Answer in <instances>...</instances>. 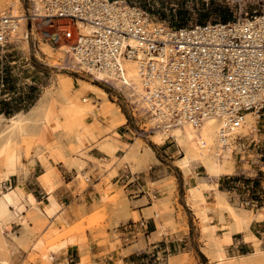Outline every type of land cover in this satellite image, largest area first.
<instances>
[{"label":"crops","instance_id":"obj_1","mask_svg":"<svg viewBox=\"0 0 264 264\" xmlns=\"http://www.w3.org/2000/svg\"><path fill=\"white\" fill-rule=\"evenodd\" d=\"M111 119L101 118L102 129L96 128V138H91L85 146L77 144L73 137L69 147L62 139L66 148L57 154L77 156L83 164L82 173L90 177V184L83 192L79 191L78 167L66 164L61 158L59 162L50 159L61 175L56 190L61 206L53 213H62L68 224L74 220L71 206L75 202H84L88 213L93 214L103 202L102 189L112 185L116 190H122V202L113 208L116 213L109 221L106 235L95 237L89 230L84 247L81 245L83 239L73 237L72 246L63 247L56 253L60 259L57 264H172V258L176 259L174 264H180L182 260L189 264L192 258L197 264H247L241 262V257L252 255L258 248L264 250V217H255L248 226L245 224L244 228L237 229L236 217L225 205L228 201L240 213L248 209L256 215L264 209V160L257 158L243 163L238 160L239 156L244 161L247 154H253L258 145L255 138L240 143L232 171L217 176L210 174L203 162L193 161L194 174L188 176L179 164L183 155L173 138L159 142L153 138L155 133L140 137L129 122L113 128ZM138 138L145 144L137 143ZM107 140L118 144L114 155L100 146ZM133 143L139 144L138 148L135 146L139 162L124 160ZM252 145L255 147L249 151L248 147ZM46 169L42 159L31 164L29 158L24 157L23 170L18 177H12V181L26 178L34 195H37V189L29 187L31 181L44 194L39 177ZM128 172L133 176L129 180L123 179ZM199 185L202 188L197 193L206 198L202 205L206 221L198 215L192 202L191 188ZM218 190L223 194L221 198ZM245 198L253 199L257 205H244L242 200ZM61 221L64 222L61 218L55 220L58 228H61ZM219 253L226 254L224 261L218 257ZM254 259L256 263H264V255Z\"/></svg>","mask_w":264,"mask_h":264},{"label":"built area","instance_id":"obj_2","mask_svg":"<svg viewBox=\"0 0 264 264\" xmlns=\"http://www.w3.org/2000/svg\"><path fill=\"white\" fill-rule=\"evenodd\" d=\"M37 1L44 15L0 10V47L11 43L25 17L27 39L35 46L47 42L71 47L78 60L76 67L68 68L72 71L120 76L122 59L139 58L142 52L144 69L166 84L158 91L167 117L160 127L183 120L200 123L213 116L226 117L237 127L252 111L260 113L259 125L264 122V10L227 22L170 26L128 0ZM155 127L141 125L137 132L147 137ZM130 176L128 172L123 179ZM242 202L257 205L251 198Z\"/></svg>","mask_w":264,"mask_h":264},{"label":"bare ground","instance_id":"obj_3","mask_svg":"<svg viewBox=\"0 0 264 264\" xmlns=\"http://www.w3.org/2000/svg\"><path fill=\"white\" fill-rule=\"evenodd\" d=\"M18 1L22 3L21 0H0V8L8 3L15 5ZM11 10L17 16H27V11L18 14L14 9ZM32 10L41 15L45 14L37 0H34ZM23 18L22 24L12 38L21 39L27 44L29 42L27 39L28 34L24 32V27H21L26 25L24 22L26 19ZM159 23L164 24L162 21H159ZM89 30V28L83 29L84 32H89ZM20 31L24 32V36L19 34ZM44 43L48 46L44 50L49 54V57L53 58L54 65H59L62 68H74L78 65V60L73 56L70 46L63 45L55 50L53 45L47 42ZM138 56L140 57L122 59L123 72L120 76L107 74L108 72L105 71L95 72V76L100 80H111L117 87L123 89L130 100L132 99L141 110L151 114L150 121L153 124L152 126H156L155 131H158V141L165 142L172 137L180 147L183 156L180 158L179 164L188 176L194 174L191 169L193 161L203 162L207 166L208 172L217 176L223 172L232 171L234 161L232 154L235 151L236 142L248 134L258 133L260 113L258 111L248 112L243 123L237 127H231L227 118L220 116L210 117L200 123L183 120L173 127H160V124L164 123L167 117L164 111L166 109L165 103L158 97V91L165 88L166 84L163 77L156 73L150 74L148 70L144 69L143 53L141 52ZM59 89V93L46 90L28 110L21 109L10 116L0 114V125L5 124L0 129V248L3 250L8 251L11 245L4 234L10 227L7 221L15 216L13 206L21 202L29 203L31 208L37 211L38 216L36 217L41 220H52L51 212L60 208L61 203L56 193L60 183V171L58 166L52 164L51 158L58 162L61 158L66 164L77 166V178L81 187L84 188L87 181L90 180L87 174L82 173L81 167L83 164L77 156L57 154L58 151L53 147L56 140L54 136L56 129L62 128L67 134L73 135L77 144L85 146L91 138H96L95 129H102L101 118H107L108 114L116 115L112 104L108 101L101 102L108 93L98 84L82 79L81 87L75 88L73 77H68L60 81ZM91 92L97 93V95H90ZM116 119L118 118L114 117L111 121V127L113 128L119 124ZM137 143L140 144L139 138ZM139 144L129 145L131 149L129 152L127 151L128 153L126 152L124 160L135 161L138 159H136L138 154L136 147ZM100 146L112 155L118 149V144L110 140L103 142ZM34 148H36V152L32 154ZM24 157L29 158L31 164H35L38 159H42L47 168L39 177L45 193L38 201L34 192L28 188L26 178L20 177L13 185L10 184L12 183V177H18L21 174ZM201 188L202 185L191 188L193 193L192 202L198 215L203 221H206V213L202 210L206 198L204 199L202 194L197 193L200 192ZM217 194L219 198L223 195L219 190ZM225 205L236 217L237 229L244 228L245 224L248 226L249 222L255 217H264V209L256 215L251 209V211L244 209L240 213L237 207L235 208L228 201ZM58 217L63 219L64 222L67 221L62 213H59ZM206 229L207 227L204 225V230ZM48 242L46 238L38 237L32 244L33 251L35 255L40 256L42 264H55L58 255L56 253L63 247L72 246L74 238L68 236L52 245H49ZM263 255L264 250L258 248L255 253L243 256L240 260L247 264H264L254 261V257ZM218 257L221 261H224L226 254L219 253ZM175 260L172 258V264ZM2 261L4 264H11L5 256ZM182 263L183 260L180 264Z\"/></svg>","mask_w":264,"mask_h":264},{"label":"rangeland","instance_id":"obj_4","mask_svg":"<svg viewBox=\"0 0 264 264\" xmlns=\"http://www.w3.org/2000/svg\"><path fill=\"white\" fill-rule=\"evenodd\" d=\"M21 1L22 3L18 1L15 5L8 3L2 7L3 9L0 8V10L14 9L18 14L26 13V11L27 14H29L30 11L33 12L34 0ZM128 1L143 6L155 16L157 21H162L170 26H186L197 22H217L222 21L224 14L231 15L232 19H234L242 15L245 16L248 11L264 10V0ZM21 27H24V32L28 34L27 26L23 25ZM20 32L19 34L24 36V32ZM45 47L48 46L44 42L35 46L31 39L30 42L25 44L23 40H18L16 38H12L8 46L4 48L0 47V110H7L9 107L11 110L13 108L20 110L29 109L46 90L59 93L60 81L68 77H73V79L78 78L76 79V83L74 82L75 88L81 87L82 79H85L98 84L107 91L108 94L101 102L108 101L112 104L116 113L115 116L108 114L109 116L107 119H113L114 117L118 118L116 120L119 121V124L127 121L136 130H138L141 125L148 126L149 128L153 125L150 121L151 114L141 110L132 99L130 100L125 91L117 87L111 80H100L96 76H92L83 71H72L71 69L54 65L52 61L53 58L49 57V54L45 52ZM56 49L57 47H55V50ZM263 125L264 122H261L260 125L258 123V133L248 134L237 140V145L235 146L236 156H238L237 154L240 150V143L250 141L253 138L258 141L257 148L253 154H247L244 157V161L241 160L242 157H238L241 163L246 160L257 158L264 160ZM4 126L5 124H1L0 129ZM153 133H155L153 138L158 141V131L150 132V134ZM138 135L141 137L140 134ZM55 136L56 140L53 147L58 152L66 148L62 139L68 142L67 144L69 147L72 146L70 139H73V135L67 134L62 128L56 129ZM139 139L140 143L145 144L142 138ZM254 147V145L249 146V151ZM235 151L232 154L233 156L235 155ZM255 162V164L258 163L257 161ZM11 182L10 184L13 185L16 180ZM89 184L90 181H87L84 188L79 186V191L83 192ZM29 187L32 190L37 189L38 196L35 194L37 201L43 197V193L38 191V186L35 185L33 181L29 183ZM102 192L104 193V199L95 213L89 214L87 205L84 202L77 201L71 206L74 212L73 222L68 224L61 221V228L56 226L55 220L59 219V217L55 212H51L50 214L52 220H41L36 217L38 213L31 208L29 203L21 202L13 206L12 208L15 216L7 221L10 227L4 234L11 245L8 251L0 248V256L2 255L0 257V264H4L2 261L4 256L10 260L11 264H42L40 256L34 254L32 246L33 242L40 236L46 238L49 241V245L54 244L63 237H77L79 240L83 239L84 243L81 245L84 247L86 242H88L87 232L89 230L93 232V236L95 237L106 235V228L110 224L109 221L116 213L113 208L119 206L122 202V190L118 191L112 185H109L106 189H102ZM59 260L57 255L55 264H57ZM182 264H186V261ZM189 264H197V262L192 258Z\"/></svg>","mask_w":264,"mask_h":264},{"label":"trees","instance_id":"obj_5","mask_svg":"<svg viewBox=\"0 0 264 264\" xmlns=\"http://www.w3.org/2000/svg\"><path fill=\"white\" fill-rule=\"evenodd\" d=\"M226 13V12H225ZM232 19V16L231 15H228V14H224L223 15V17H222V21L223 22H227V21H230ZM33 105V104H32ZM31 105V106H32ZM18 110H20V109H10V107H9V109H7V110H4V109H1L0 110V114L1 113H3V114H6V115H8V116H10V115H12V114H14L16 111H18ZM25 110H28V109H25Z\"/></svg>","mask_w":264,"mask_h":264}]
</instances>
